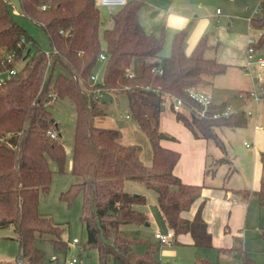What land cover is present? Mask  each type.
Segmentation results:
<instances>
[{
  "label": "trees",
  "instance_id": "1",
  "mask_svg": "<svg viewBox=\"0 0 264 264\" xmlns=\"http://www.w3.org/2000/svg\"><path fill=\"white\" fill-rule=\"evenodd\" d=\"M18 2L21 14L42 27L50 47L57 52L48 59L28 31L13 18L8 1L0 0V49L6 52L0 56V67L22 63L0 85V228L15 227L20 256L17 262L48 264L35 246V240L44 234L52 236L54 247H68L63 237L67 225L38 211L39 197L48 192L53 173L48 159L55 161L58 172L66 171V150L49 109L57 97L68 98L75 110L70 166L75 181L59 197L69 204L76 195H81L79 218L86 231L81 249L95 248L99 264L115 261L165 264L155 259L157 244L132 238L120 229L121 225L149 220L146 212L135 207L145 204V196L124 190L126 180L143 182L155 191L156 206L175 236L188 233L192 245L213 247L212 235L201 213L204 201H199L191 218L182 214L201 198L204 184L183 182L173 172L179 151L161 143L172 137L159 129L161 102L167 95L179 97L184 103L179 110L170 109L176 121L195 138L211 139L223 150L224 143L215 129L246 125L244 110L214 117L213 112L220 111L222 105H210L200 115V105L186 93L189 87L207 92L213 77L227 69L225 63L206 55L210 47L206 35L186 54L188 27L179 29L172 37L169 55L161 57L164 30L159 35L146 32L138 21L144 0H127L111 14L112 27L102 31L95 0ZM42 5L45 7L41 8ZM259 12L250 23L255 29H262L254 46L264 53V1ZM102 52L104 60L99 57ZM7 56L12 59L7 61ZM100 63L101 78L92 84L90 77ZM57 65L60 70H56ZM94 88L126 95L129 114L150 143V164L142 161L139 145L121 142L118 128L96 124L99 107L98 99L92 97ZM49 130L56 132L55 138L47 134ZM260 163L256 189L230 190L244 201L255 196L261 207L264 150ZM209 170L207 167L204 172ZM259 234L264 239V229ZM133 244H144L145 251L134 252ZM226 250L238 254L239 264H256L246 250L235 247ZM207 261L196 258L194 264Z\"/></svg>",
  "mask_w": 264,
  "mask_h": 264
},
{
  "label": "rangeland",
  "instance_id": "2",
  "mask_svg": "<svg viewBox=\"0 0 264 264\" xmlns=\"http://www.w3.org/2000/svg\"><path fill=\"white\" fill-rule=\"evenodd\" d=\"M7 1L13 18L28 31L36 42L35 44L43 51L50 50L51 47L42 27L28 16L21 14L18 0ZM97 1L99 0H95L98 5ZM259 2L260 0H214L215 6H219L222 13H228L226 17L221 18V24L228 26V22L233 21L234 27L242 25L244 28H247L245 20L237 19L236 17H232V15L237 14L242 16L248 14V17H250L253 16L252 14L250 15L251 11L255 12V14H260L259 11H256ZM100 14L103 15L104 19L106 16L109 17V8L102 6L100 8ZM250 32L251 34L254 33L253 30ZM30 46L34 47V43L31 42ZM5 54V50L0 49V56ZM60 69L61 67L57 65L56 70ZM100 71V67L95 69L96 73H100ZM106 92L97 100L99 114L104 115V118L100 117L101 119H99L97 115L96 124L118 128L121 142L124 144L139 145L141 147L142 161L145 164H150V143L130 116L126 95L122 92H116L115 94L110 93V91ZM49 109L58 125L57 132L60 134V139L63 141L66 150V171L58 172L55 161L51 158L48 159L53 173L48 192L41 194L39 197L38 211L43 215L51 216L55 222L67 225V228L63 232V237L67 240L68 247L65 249L54 247L51 240L52 236L49 234H44L42 237L37 238L35 240V246L42 251L44 260L48 264H66L67 261L73 258L75 259L73 264H99L97 250L95 248H80L86 239L85 227L79 218L81 212V195H76L69 204L59 197L60 192L66 190L75 181V176L71 173L69 167L75 128L74 105L66 97H57ZM244 110L245 113L247 110L251 111L250 115L246 114V125L235 127L233 130L231 129L232 127H222L221 130H223L218 131V134L224 141V150L216 145L213 140L209 139L207 141V143H210L208 149L210 154L209 166L217 170L216 177H214L215 175L209 176L212 177L210 181L213 184L215 182L219 184L221 182L220 178L225 172L232 169L230 172V181L232 184H238V188H242L243 185L252 189L254 180L256 184V177L253 179V175L257 172L260 153L264 150V147L261 146L259 155H256L255 151L259 147L258 143H255V141L253 143V137L255 136V126L260 127L259 125H262L264 120L263 101L260 100L257 104H250L244 107ZM165 113L172 117L170 109L163 105L161 107V115ZM126 114H128V118ZM159 129L162 131L161 127ZM228 158L231 161H229L230 163H218L221 160L226 161ZM124 190L145 196V204L136 205L135 207L146 212L149 220L143 224L121 225L120 229L122 233L132 238H141L150 242H156L154 237L155 231L161 230V227H167V224L156 206L155 191L149 189L143 182L137 180H126ZM234 224L235 226H239L243 250H246L254 258L256 264H264V239L259 234L264 228V206H259L255 196L249 198L248 203L245 204V215ZM213 232L215 237L213 247H197L192 245L190 241H187L184 236L177 235L178 242L176 241V243L158 244L156 242L155 244L158 245V250L154 256L157 261L165 264H194L196 258H206L208 261L205 264H239L240 257L238 254L226 250L231 243L230 236L223 234L218 223H216ZM16 236L17 232L14 226L0 228V264H15V259L20 258L18 255V243L13 239ZM73 238L77 241H73ZM132 249L136 253H143L145 246L144 244H133ZM113 264L121 263L115 261Z\"/></svg>",
  "mask_w": 264,
  "mask_h": 264
},
{
  "label": "crops",
  "instance_id": "3",
  "mask_svg": "<svg viewBox=\"0 0 264 264\" xmlns=\"http://www.w3.org/2000/svg\"><path fill=\"white\" fill-rule=\"evenodd\" d=\"M144 1L146 3L140 8L137 15L138 21L143 29L146 32H151L155 35H159L161 31L164 30V45L162 50L159 52V56L166 57L169 55L174 33L177 30L187 26L188 31L185 36L184 45L186 54H190L200 38L206 35L207 42L210 46L206 51V55L209 57H215L217 60L227 65V69L224 73L215 75L213 77L212 86L207 91L211 96L212 105H223L230 103L234 107L244 110V107L253 104V102L249 100H243L241 97H239V94L246 93L251 90L253 86H255L258 93L263 96L262 101L264 109V66H253L252 72L256 75V78L250 77L244 68L246 38L249 34H251V30L254 32V27L249 21L248 14H244L242 16L237 14L232 15V17H236L237 19L245 20L247 28H244L242 25L234 27L233 21H229L227 24L228 26H225L221 24L220 21L221 18L226 17L228 13H222L221 8L219 6H215L214 0ZM262 1L263 0H260L258 5ZM97 2L99 5H97L99 12L102 6H107L101 5L99 1ZM107 7L110 10V16H106L104 19L103 15L100 14L101 31L112 27L113 21L111 14L118 9V7ZM257 7L256 11H258ZM216 8H220V13L217 15L215 14ZM251 14L253 15L251 17H256L259 15L255 14L253 11L250 12V15ZM97 67H100L101 71L100 73H96L94 71V73L97 75L96 81L101 78L103 64L100 63ZM105 92L106 91H103L101 96ZM110 93L115 94L116 92L110 91ZM171 113L172 117L166 113L160 116L159 127H161L163 133L172 137L164 138L161 143L164 146L179 151V158L173 167V172L183 182L204 184V187L201 191V198L198 199L190 209L184 211L182 213L183 216L186 218H191L199 201L203 200L204 204L201 213L203 219L207 223V228L212 235V244L215 241L213 229L216 223H218L223 234L228 235L231 238L229 247L244 249L241 246V234L240 229L238 228L239 226H235L234 223L239 221L242 216L245 215V204H247L248 201H244L240 197L233 195L230 190L231 188H238V184H232L230 181V172L233 169L227 170L225 172V174L220 178L221 182L219 184H217V182L213 184L210 181L212 177L209 176L215 175L214 177H216L217 170L209 166L210 154L208 149L210 143H207L209 139L195 138L187 127L176 121L172 111ZM99 117L104 118V115L99 114ZM126 117L128 118V114H126ZM263 123L262 125H259L260 127L255 126L254 129L255 136L253 137V143L255 141V143H258L259 147L258 150L255 151L256 155H259L261 146L264 147ZM234 128L235 127H232L231 129L233 130ZM215 130L218 133L221 128H216ZM222 142L224 143L223 140ZM229 161L230 159L228 158L226 161L221 160L218 163ZM70 166L71 158L69 167ZM207 167L210 168V170L205 173L204 171ZM260 172L261 163L258 162L257 172H255L253 175V179L256 177V184L254 180L252 183V189H256L258 187ZM256 174L257 176H255ZM242 188L248 187L242 185ZM231 224L232 226H230ZM164 229L165 232L169 230L168 227H161V230H156L155 232H164ZM178 235L184 236L187 241H192L191 236L188 233H181ZM16 238L17 236L13 239L16 240ZM176 241L178 242L177 235H174L172 242L176 243ZM15 264H20L17 262V259H15Z\"/></svg>",
  "mask_w": 264,
  "mask_h": 264
},
{
  "label": "built area",
  "instance_id": "4",
  "mask_svg": "<svg viewBox=\"0 0 264 264\" xmlns=\"http://www.w3.org/2000/svg\"><path fill=\"white\" fill-rule=\"evenodd\" d=\"M101 5H107V6H112V7H119L122 6L126 3V0H99ZM45 5H42L41 8H44ZM260 8V4L257 7V10L259 11ZM220 13V8H216L215 10V14H219ZM252 17H249V21H251ZM60 32H62V30H60ZM262 34V29H255L254 28V33L253 34H249L246 38V51H245V64H244V68L246 70V72L250 75V77L252 78H256V75L253 74L252 72V68L255 65H259V66H264V53H259L256 49H255V43L257 41V38ZM44 55L50 59L52 57V55L56 54L57 50L55 48H51L50 50H46L43 51ZM100 59L104 60L106 58L105 54L102 52L100 54ZM12 59V56H7L6 60L10 61ZM1 64L3 65L4 62L2 61ZM20 62H17L15 65L11 66V67H0V85L2 83H4L13 73H15V71H17L18 66H19ZM155 71H158V69H156ZM128 75H131V73H128ZM96 77L97 75L95 73H93L91 75V80H92V84H94L96 82ZM146 88H148V86H146ZM93 95L92 97L94 99H98L99 97H101V92L99 88H94L91 90ZM186 93L189 95V97L194 100L196 103H198L201 107L200 110V115L204 114L205 110L209 108L210 105H212L211 102V96L208 92H204L201 91L197 88L194 87H189L186 89ZM239 97H241L243 100H249L252 101L253 103H258L260 100H262L263 96L258 93L257 89L255 86H253V88L251 90H249L246 93H242L239 94ZM48 102H51V100H49ZM183 101L181 98L173 96V95H167L166 98L161 102V105H167L170 109L172 108L173 110H179L181 108V106L183 105ZM241 109L234 107L233 105H231L230 103H226L222 105V108L220 111H214L213 112V116L214 117H219V116H227L232 112L235 111H240ZM246 114L250 115L251 111L247 110ZM47 134L52 137L55 138L56 137V132L53 130H49L47 131ZM154 237L156 239V241L158 242V244H166V243H172L174 234L172 232V230H167L166 232H155L154 233ZM73 241H77L75 238H73ZM75 261V259H71L69 261L66 262V264H73ZM19 263V262H18Z\"/></svg>",
  "mask_w": 264,
  "mask_h": 264
},
{
  "label": "bare ground",
  "instance_id": "5",
  "mask_svg": "<svg viewBox=\"0 0 264 264\" xmlns=\"http://www.w3.org/2000/svg\"><path fill=\"white\" fill-rule=\"evenodd\" d=\"M168 227V226H167Z\"/></svg>",
  "mask_w": 264,
  "mask_h": 264
}]
</instances>
